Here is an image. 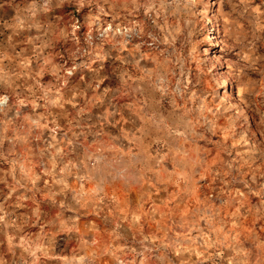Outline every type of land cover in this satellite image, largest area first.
<instances>
[{"label":"clouds","instance_id":"9594fccd","mask_svg":"<svg viewBox=\"0 0 264 264\" xmlns=\"http://www.w3.org/2000/svg\"><path fill=\"white\" fill-rule=\"evenodd\" d=\"M0 264H264V0H0Z\"/></svg>","mask_w":264,"mask_h":264}]
</instances>
